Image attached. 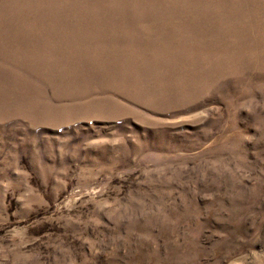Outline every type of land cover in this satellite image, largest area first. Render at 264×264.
<instances>
[{"label": "rangeland", "instance_id": "374dc122", "mask_svg": "<svg viewBox=\"0 0 264 264\" xmlns=\"http://www.w3.org/2000/svg\"><path fill=\"white\" fill-rule=\"evenodd\" d=\"M0 264H264V0H0Z\"/></svg>", "mask_w": 264, "mask_h": 264}]
</instances>
